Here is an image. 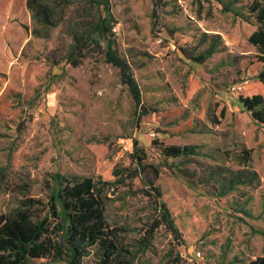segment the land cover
<instances>
[{"label": "rangeland", "instance_id": "obj_1", "mask_svg": "<svg viewBox=\"0 0 264 264\" xmlns=\"http://www.w3.org/2000/svg\"><path fill=\"white\" fill-rule=\"evenodd\" d=\"M12 1L0 0V212L27 197L46 203L59 176L112 180L115 166L131 163L135 138L144 163L159 167L154 182L179 235L160 225L145 243L158 215L139 179L110 187L106 214L120 230V264H165L176 254L183 264H244L264 256V123L236 99L264 95L255 78L264 56L259 60L247 40L257 27L249 11L253 0H163L157 8L151 0H109L110 12L88 8L85 19L99 11L118 54L129 60L148 108L142 116L119 69L100 51L90 48L77 66L65 59L79 27L71 7L47 38L29 35L6 62L5 38L25 36L23 0ZM203 32L220 34L219 50L198 64L179 47L203 48ZM171 144L195 146L194 161L181 167L198 172L217 163L234 166V152L250 148L260 182L223 195L206 184L190 185L176 169L178 159L160 152V145ZM101 254L92 248L77 260L101 264ZM34 264L70 260L47 257Z\"/></svg>", "mask_w": 264, "mask_h": 264}, {"label": "trees", "instance_id": "obj_2", "mask_svg": "<svg viewBox=\"0 0 264 264\" xmlns=\"http://www.w3.org/2000/svg\"><path fill=\"white\" fill-rule=\"evenodd\" d=\"M218 1L223 3V0ZM151 2L154 8H157L162 5L163 0ZM22 4L25 21L20 24V28L23 29L25 36L15 42L5 38L6 62L15 58L23 40L29 35L47 38L49 29L64 19L66 11L71 7L69 14L78 16L79 27L71 34L72 41L65 59L72 66H77L88 55L90 48L100 51L107 63L119 69L121 82L127 86L134 102L140 107L139 116L148 113V108L142 104L141 91L130 62L118 54L115 42L107 34L105 21L99 13L100 8L110 12L109 0H23ZM88 8L99 10L98 15L88 14L85 19ZM226 9L232 11L235 16L242 17L240 11L231 7ZM249 11L254 13L257 27L249 34L247 40L258 49V59L262 60L264 0H253ZM5 36L3 35L2 39ZM219 43L220 34L203 32L199 40V46L203 44V48L188 50L179 47V50L185 58L201 64L219 50ZM255 78L264 85V70L259 71ZM14 95L17 96V93L14 92ZM237 100L243 111L248 112L253 120L264 123L262 94L255 93L250 96L238 94ZM220 115H224V110H221ZM132 146L133 151L129 153L131 163L115 166L112 180L92 176L72 178L59 176L56 188L52 190L46 203L27 197L7 211L0 212V264H34L36 260L47 257L54 260L69 258L70 264H79L77 257L86 250L90 252L92 248L101 251V264L122 263L119 260L123 251L120 230L108 221L106 205L109 198L106 192L110 187L129 185L135 179H139L142 185L141 193L158 215L145 232V243L149 242L153 232L160 225L167 226L178 236L172 214L161 198L159 186L154 182L158 177L159 167L144 163V152L139 148L137 139L132 138ZM159 147L165 158L178 159L176 169L190 185H209L214 194H227L240 186L260 182L258 172L251 166V149L245 146L240 148V152H234L232 156L234 166L217 163L201 172H198L196 167H181L194 161L191 158L197 154L194 145L171 144ZM181 261V257L176 254L165 264H183ZM244 264H264V256L249 258Z\"/></svg>", "mask_w": 264, "mask_h": 264}, {"label": "crops", "instance_id": "obj_3", "mask_svg": "<svg viewBox=\"0 0 264 264\" xmlns=\"http://www.w3.org/2000/svg\"><path fill=\"white\" fill-rule=\"evenodd\" d=\"M258 82H259V81H258ZM259 84H260V85L263 87V88H262V87H261V88H262V89H264V85H263V84H261L260 82H259ZM253 93L255 94V93H257V92H253ZM259 94H262V95H263V93H262V92H261V93H259ZM247 95H249V96H250V95H252V94H247ZM263 96H264V95H263ZM236 99H237V98H236Z\"/></svg>", "mask_w": 264, "mask_h": 264}, {"label": "built area", "instance_id": "obj_4", "mask_svg": "<svg viewBox=\"0 0 264 264\" xmlns=\"http://www.w3.org/2000/svg\"><path fill=\"white\" fill-rule=\"evenodd\" d=\"M236 89H239V86H232V87H231V90H232V91H235Z\"/></svg>", "mask_w": 264, "mask_h": 264}]
</instances>
